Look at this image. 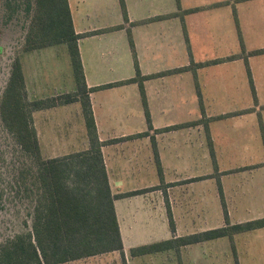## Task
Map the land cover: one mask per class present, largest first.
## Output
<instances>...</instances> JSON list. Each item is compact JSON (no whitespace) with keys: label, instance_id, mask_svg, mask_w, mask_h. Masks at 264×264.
<instances>
[{"label":"crops","instance_id":"crops-1","mask_svg":"<svg viewBox=\"0 0 264 264\" xmlns=\"http://www.w3.org/2000/svg\"><path fill=\"white\" fill-rule=\"evenodd\" d=\"M123 1L126 22L118 0H67L76 34L104 30L77 41L87 88L135 78L128 32L139 73L147 77L142 90L150 127L137 82L88 93L123 256L114 251L84 259L108 255L123 264H221L215 260L220 255L228 257V264H264V227L232 238L131 255L141 246L224 226L189 231L174 223L176 214L193 215L198 209L195 200L206 199L205 191L179 190L187 188L182 181L199 177L191 183L207 186L208 194L214 185L220 205L221 199L264 200V53L250 55L264 49V0ZM117 26L121 28L109 30ZM238 45L243 59L233 56ZM57 46L22 57L29 101L75 91L66 47ZM223 57L230 60L223 62ZM211 61L217 62L198 66ZM32 123L45 159L89 147L78 102L35 111ZM245 152L262 156L258 161L248 156L243 164H218L223 153ZM196 167H204V174L178 178L181 169ZM254 212L246 211L236 223L264 218H246ZM152 215H161L160 230L154 223L150 236L138 240L132 233L148 228L144 219Z\"/></svg>","mask_w":264,"mask_h":264},{"label":"trees","instance_id":"trees-1","mask_svg":"<svg viewBox=\"0 0 264 264\" xmlns=\"http://www.w3.org/2000/svg\"><path fill=\"white\" fill-rule=\"evenodd\" d=\"M35 11L25 38L26 51L63 44L66 47L75 91L50 98L29 101L25 91L21 64L15 60L0 105V114L6 130L14 137L27 158L36 164V174L32 175L36 184L38 204L34 208L31 225L24 233L17 234L0 243V264H66L91 256L119 252L123 256V246L113 207L107 177L88 93L125 82H137L141 100L149 123L146 102L142 90L132 39L128 41L132 51L135 78L97 88H87L77 41L79 38L95 35L104 30L76 34L73 28L67 0H34ZM127 21L123 0H118ZM121 26L112 27L116 30ZM264 53L255 50L250 55ZM217 61L199 64L209 65ZM250 88L254 89L249 78ZM74 102L80 104L85 123L89 147L85 151L57 158L44 159L40 155L37 136L32 123V113ZM183 126V125H180ZM150 127V123H149ZM160 172V168H158ZM195 178L194 180H199ZM143 191H133L120 195L127 197ZM224 226L195 233L177 239L141 246L131 250V255L178 248L183 245L217 238H232L239 232L264 227V218L243 223H229L224 200L221 199ZM167 219L171 231L173 219L168 211Z\"/></svg>","mask_w":264,"mask_h":264},{"label":"rangeland","instance_id":"rangeland-1","mask_svg":"<svg viewBox=\"0 0 264 264\" xmlns=\"http://www.w3.org/2000/svg\"><path fill=\"white\" fill-rule=\"evenodd\" d=\"M34 11V0H0V105L13 63L15 60H18L21 64L22 57L28 52L26 51L27 45L25 43V38L29 31ZM57 47L60 46L58 45ZM241 49L240 45H238L237 49L232 51L234 52L233 56L235 58L243 59ZM221 52L223 53L224 51ZM229 57H223V62H228L230 60ZM47 62L49 64L52 63L50 59H48ZM61 63L63 64V58ZM53 64H55V61ZM244 83L243 90L245 99H249L250 91L245 81ZM40 155L45 159L41 152ZM222 155L223 157L218 159V164L225 165L229 163L237 165L248 161V159H246L248 156L251 158V161H258L262 153H223ZM204 172V167H196V169L191 170L181 169L178 178L181 180L187 176H199L203 175ZM35 174L36 164L34 160L32 158H27L24 153H22L21 147L15 142L14 137L6 130L0 114V243H4L17 234L24 233L27 228L30 227L34 208L38 204L36 184L32 177V175ZM191 181L192 180L182 181L181 183H186L182 187L187 188H179V190L182 191L189 188L188 191H193L195 194H201V192L203 193V191H205L206 199H196L195 202L198 209L195 211V214H176L174 223L177 224L178 227L184 230L188 229L189 231L215 228L223 225V210L220 205V200L214 192V185L211 186V193L208 194L209 188L207 186L191 183ZM207 184L210 185V183ZM224 204L228 212L229 223H236L243 219V213L246 211H256L254 212L255 215L246 216V218L257 216V214H264V200H224ZM161 218V215H152V217L146 216V218L143 219L146 221L148 228L132 234L137 236L138 240H144V236H150L149 228L152 227L154 223L160 230V223H162L160 221ZM158 234H160V232H158ZM168 260L170 261L171 258ZM215 260L221 262V264H228V257L226 256L216 255ZM167 263L172 264V261L171 263L167 261ZM175 263L176 260H174V264ZM66 264H123V262L122 260L121 262L120 260L117 261L115 258L112 262V259L109 258L108 255H103L100 258L81 259ZM157 264L162 263L159 262Z\"/></svg>","mask_w":264,"mask_h":264}]
</instances>
